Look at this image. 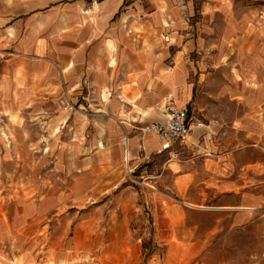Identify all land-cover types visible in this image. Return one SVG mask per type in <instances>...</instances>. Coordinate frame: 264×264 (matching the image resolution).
<instances>
[{
  "label": "crops",
  "instance_id": "1",
  "mask_svg": "<svg viewBox=\"0 0 264 264\" xmlns=\"http://www.w3.org/2000/svg\"><path fill=\"white\" fill-rule=\"evenodd\" d=\"M210 2L222 14L203 0L196 20L193 0H0V97L27 86L40 103H67L61 123L101 168L131 164L143 147L168 153L173 224L206 211L244 225L264 207V0H243L255 5L242 13ZM169 103L202 125L165 149L142 130L166 123ZM86 104L94 117L72 110Z\"/></svg>",
  "mask_w": 264,
  "mask_h": 264
},
{
  "label": "rangeland",
  "instance_id": "2",
  "mask_svg": "<svg viewBox=\"0 0 264 264\" xmlns=\"http://www.w3.org/2000/svg\"><path fill=\"white\" fill-rule=\"evenodd\" d=\"M193 1L197 20L203 0ZM252 5L234 0L232 8ZM36 91L7 86L0 97V264H264V207L244 225L206 211L173 224L166 208L179 203L162 177L172 156L143 147L131 164L101 168L97 152L77 149L61 123L68 104L40 103ZM72 110L96 114L90 104ZM150 132L143 129V139Z\"/></svg>",
  "mask_w": 264,
  "mask_h": 264
},
{
  "label": "built area",
  "instance_id": "3",
  "mask_svg": "<svg viewBox=\"0 0 264 264\" xmlns=\"http://www.w3.org/2000/svg\"><path fill=\"white\" fill-rule=\"evenodd\" d=\"M165 113L168 120L163 124H154L148 129L157 133L164 141V148H170L173 141L187 140L196 128L194 122L190 119L186 110L177 109L173 103L165 107Z\"/></svg>",
  "mask_w": 264,
  "mask_h": 264
}]
</instances>
